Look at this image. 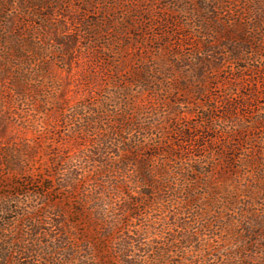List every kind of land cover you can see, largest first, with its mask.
Masks as SVG:
<instances>
[{
  "label": "trees",
  "instance_id": "obj_1",
  "mask_svg": "<svg viewBox=\"0 0 264 264\" xmlns=\"http://www.w3.org/2000/svg\"><path fill=\"white\" fill-rule=\"evenodd\" d=\"M128 1L0 0V264H232L207 239L212 223L202 220L200 196L207 206L220 203L210 181L237 174L244 162L237 153L253 141L254 126L218 136L204 117L161 131L164 95H153L162 78L175 84L179 74L178 89L200 98L216 72L258 55L264 0H167L173 17L159 15L154 0ZM188 44L193 55L183 53ZM123 53L130 70L116 64ZM110 82L118 99L142 90V108L137 96L118 106L106 95ZM82 87L89 96L76 98ZM232 105L228 112L245 108ZM33 112L53 117L62 129L54 134L76 149L93 137L92 149L74 153L59 140L41 151L24 136L36 127ZM165 212L180 228L178 244L176 236L169 243L177 260L148 239L153 229L164 232ZM232 236L245 244L241 254L264 250V220Z\"/></svg>",
  "mask_w": 264,
  "mask_h": 264
},
{
  "label": "rangeland",
  "instance_id": "obj_2",
  "mask_svg": "<svg viewBox=\"0 0 264 264\" xmlns=\"http://www.w3.org/2000/svg\"><path fill=\"white\" fill-rule=\"evenodd\" d=\"M122 1L125 3L129 2L128 0ZM154 3L158 6L159 15L173 17L172 13L174 10L168 8L167 0H154ZM129 7L130 6L125 7L124 9L127 8L125 11L131 10ZM225 9L229 11V5H226ZM164 10H166V14L161 13ZM233 14L236 15L235 18H237V14H230V12H228V17L233 19ZM128 34L129 32L125 33V35ZM176 48L177 47L169 45V51L179 53ZM194 52L195 49L193 45H184L183 53L186 55H193ZM163 54L169 55L170 59H172L171 57L173 54L167 52H163ZM127 56L129 57V53H123L121 56L119 55L116 64L122 66L124 69L130 70V59L125 65L121 64L123 57L126 58ZM151 58L161 64V61L155 56H151ZM258 59L259 63H256ZM81 71L82 68L76 69L74 67L72 75L78 72L79 76ZM66 75L67 73H64V76ZM179 78L180 75L177 74L176 78H174L175 84L168 80L167 77L162 78L163 84L159 87L158 92L153 95L158 96L159 93L164 95V97H157L159 103L157 107H162V109H159L160 114L157 116L160 118L157 124L161 131L168 127H179L178 125H182V123L183 125L196 126L204 117L209 118L207 128L209 127V129H211L215 127L218 129V136H220L221 133L227 134L231 130L233 131V129L241 128L244 125L254 126L251 133V137L253 138L251 140L253 141L243 144L240 148L241 151L237 153V159H241L242 162L244 161L237 166V174L233 172L231 175L225 177L220 178L217 176V180L213 179L210 181V185L214 187L217 196L220 197V203L214 206H207L204 203L206 198L202 195L200 196V202L203 207H200V209L204 214L202 220L212 223L209 232H207V234H209L207 239L209 238L211 242H219V245L217 244V250L220 251V254L217 253L216 257L219 258L221 262L226 263L227 257H229V259L232 260V264H264V250H262L260 246L257 247V250L253 253L241 254L239 249L244 247L245 244L240 241V239L238 240L232 236V233L238 231L240 234L241 231L244 232V228L252 226L255 218L261 221L264 220V47L258 55L254 56L252 59L250 58L249 61H238L233 65H226L224 72H216V76L209 82L211 93L209 92L200 98L196 99L192 91L185 93L179 90L176 83V79ZM66 82L69 83L68 79H66ZM66 82H64L65 88L74 89V84H68ZM172 85H174L178 91L175 90ZM118 89V84L110 82L106 95L113 97L112 99L115 100V103L123 107L128 106L132 96H137L139 99L137 100V105L140 109L142 108V102L140 100L142 97L139 98L142 95V90L136 89L132 92V95L123 94L122 96L121 94L120 99H118ZM255 90H257L258 93H256ZM79 91L81 92L75 95L76 98L84 99L89 96L90 91H86L85 88L82 87ZM143 96L146 97L147 95L145 94ZM161 98L162 101H160ZM218 98L219 100H217ZM221 101L222 103H220ZM237 103H243L245 108L241 109L246 110L240 109L239 112L236 113L233 109L228 112L225 108V106L229 108L231 104H233L232 107H237ZM216 106L224 107V110L220 108L218 111H208L210 107L214 108ZM30 119L35 122L34 124L36 127L31 128L24 136L29 138L33 145L40 146L41 151H44L51 145L52 141H57L58 143L59 140L64 141L62 142L64 143L62 146L63 148L71 147L74 153L82 151L83 149L88 153V151L92 149V142H94L93 137L90 139L91 144H89V138L86 137L76 149L68 136L65 134L61 135V137L59 134L56 135L57 132L62 131V129L55 128V119L53 117L47 115L39 116L37 113L33 112ZM259 121H262V125L258 127ZM18 123H21V120L18 119ZM54 132H56V134H54ZM166 137H170V135H166ZM245 153L247 155H245ZM111 156L114 157V155ZM246 161H249L250 164L247 165ZM178 163V166H180V162ZM194 166L197 167L196 165ZM216 169L218 171L220 168L218 167ZM207 198L209 197L207 196ZM180 202H175V213L177 215L180 212L177 209H180V207L177 206ZM243 209L245 211H243ZM157 214H154V216H157ZM162 215L163 218L166 217V219H164V232L159 234L160 232L153 229L151 231L155 236L149 234L148 239L157 240V243L152 244L155 247L161 249L171 248V255L174 257V260H177V255H175V253H178V248L176 247L178 244L177 239L181 236V232H179L180 228L177 227L178 224L176 222L171 221L168 212ZM191 218L189 213L181 214V219L190 221ZM175 236V242L177 244L174 243L170 246L169 243Z\"/></svg>",
  "mask_w": 264,
  "mask_h": 264
}]
</instances>
